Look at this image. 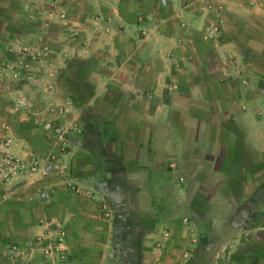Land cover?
<instances>
[{"label":"crops","instance_id":"0c3cea01","mask_svg":"<svg viewBox=\"0 0 264 264\" xmlns=\"http://www.w3.org/2000/svg\"><path fill=\"white\" fill-rule=\"evenodd\" d=\"M141 9L119 38L50 54L44 77L61 80L67 123L83 129L65 151L15 107L35 94L0 86V135L10 127L12 152L47 172L0 185L1 264H52L36 237L62 230L61 264H264V0ZM0 28V62H13L30 30Z\"/></svg>","mask_w":264,"mask_h":264},{"label":"rangeland","instance_id":"374dc122","mask_svg":"<svg viewBox=\"0 0 264 264\" xmlns=\"http://www.w3.org/2000/svg\"><path fill=\"white\" fill-rule=\"evenodd\" d=\"M150 5H152V0H2L0 4V11H2L0 22L9 23L18 29L30 30L32 42L29 46L26 45L27 47H23L21 51L17 52V58L13 62L8 60L0 62V70L5 69L3 76L0 75V86L11 89L17 85L35 94L34 96L24 95L17 98L15 107L33 115L35 125L43 131L39 132L38 135H45L50 140L58 142L60 148L65 151L68 148L67 139L69 135L73 131L79 133L80 130L83 131L79 126H75L73 121L72 126L67 123L72 107L68 106L69 109H66L65 104L69 101L72 102V99L63 103L55 95L56 88L61 83V80L53 77L50 71L49 75L44 77L45 69L57 68V64L55 62L51 63L53 61L50 58V54L55 53L54 49H57V45L60 43L68 44L74 37H77V42L82 45L89 43L91 39H103L108 42L115 37L119 38L118 28L121 27L123 22L121 17H124L127 21H144L146 17L143 15L144 11L141 7ZM15 6L16 9H19L16 15L4 13L8 8ZM115 8L120 10L116 12L117 14L114 13ZM1 33L6 35L8 32ZM77 67L80 68L77 63L73 64V62L67 65V68H71V73H75ZM46 88H49L50 93L54 92L52 93V96H55L54 98L48 95L50 101H48L47 97L45 99L40 96V94L44 95L47 92L45 91ZM83 95L84 92H82ZM48 122L54 128L63 126L65 133L59 135L48 131L45 127ZM3 128L5 132L0 135V143L5 137H10L14 144V136L10 127L5 126ZM25 158H38L40 160V169L27 176H16L13 179L17 177L27 178L43 170L46 172L44 161L39 156ZM53 166L55 169H60L58 164L55 165V162ZM69 185L75 190L78 189L77 184L71 180ZM102 209L105 214L109 215L111 213L110 208L108 209L105 205L102 206ZM61 232L64 231L62 230L58 233ZM12 245L11 248L13 247ZM16 252L17 255H20L22 250H16ZM40 252L42 254L41 250ZM64 252L62 250V253ZM64 255L65 258L62 260H59L57 255L53 259H47L52 264H61L66 259V253ZM4 258V255H0V260L7 261ZM14 258L16 259V256Z\"/></svg>","mask_w":264,"mask_h":264},{"label":"built area","instance_id":"2783aa9c","mask_svg":"<svg viewBox=\"0 0 264 264\" xmlns=\"http://www.w3.org/2000/svg\"><path fill=\"white\" fill-rule=\"evenodd\" d=\"M219 31L218 25H215L210 31L209 37L213 38ZM71 105L72 102L69 101ZM48 131L63 135L65 132L63 126L53 127L50 122L45 124ZM13 140L10 137L0 143V185L6 186L16 176H27L40 169V160L38 158L29 159L18 156L11 151ZM46 240L43 235L36 237V244L39 246L45 258L53 259L55 255L59 260L65 258L62 253L61 245L64 241V232L52 235Z\"/></svg>","mask_w":264,"mask_h":264}]
</instances>
